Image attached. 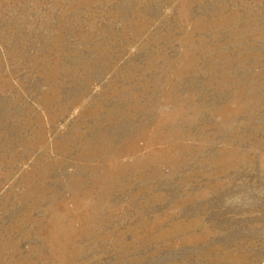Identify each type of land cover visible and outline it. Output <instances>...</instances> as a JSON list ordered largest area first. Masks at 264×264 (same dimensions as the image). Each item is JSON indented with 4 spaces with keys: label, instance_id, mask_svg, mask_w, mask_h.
Returning <instances> with one entry per match:
<instances>
[{
    "label": "rangeland",
    "instance_id": "1",
    "mask_svg": "<svg viewBox=\"0 0 264 264\" xmlns=\"http://www.w3.org/2000/svg\"><path fill=\"white\" fill-rule=\"evenodd\" d=\"M0 264H264V0H0Z\"/></svg>",
    "mask_w": 264,
    "mask_h": 264
}]
</instances>
